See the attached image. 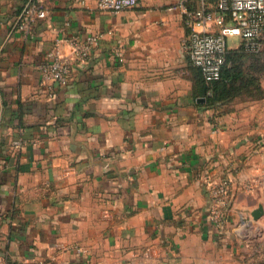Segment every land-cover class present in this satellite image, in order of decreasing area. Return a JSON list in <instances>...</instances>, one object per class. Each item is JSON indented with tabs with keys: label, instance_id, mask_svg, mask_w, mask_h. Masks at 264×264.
<instances>
[{
	"label": "crops",
	"instance_id": "1",
	"mask_svg": "<svg viewBox=\"0 0 264 264\" xmlns=\"http://www.w3.org/2000/svg\"><path fill=\"white\" fill-rule=\"evenodd\" d=\"M175 1L0 0V264H260L264 115L240 90L204 102ZM29 2L46 15L26 33ZM89 33L67 84L43 81L56 39L72 56Z\"/></svg>",
	"mask_w": 264,
	"mask_h": 264
},
{
	"label": "built area",
	"instance_id": "2",
	"mask_svg": "<svg viewBox=\"0 0 264 264\" xmlns=\"http://www.w3.org/2000/svg\"><path fill=\"white\" fill-rule=\"evenodd\" d=\"M83 2V0H81ZM137 0H96L95 8L116 13L131 8ZM170 10L181 13L185 34L182 49L190 63L199 69L205 81L217 80L228 49L241 47L254 53L264 45V0H176L168 5ZM46 15V10L35 2H29L23 9L19 27L30 33L31 24ZM101 34L89 33L83 37L72 35L68 38L72 56H65L58 47L59 39L46 53L40 64L43 81L65 85L75 61L85 60ZM232 39L228 43V39ZM111 55L123 59L119 49ZM214 129L218 124L213 122ZM211 201L208 207L210 219L217 226L226 218L230 204L228 182L223 180L209 187Z\"/></svg>",
	"mask_w": 264,
	"mask_h": 264
},
{
	"label": "rangeland",
	"instance_id": "3",
	"mask_svg": "<svg viewBox=\"0 0 264 264\" xmlns=\"http://www.w3.org/2000/svg\"><path fill=\"white\" fill-rule=\"evenodd\" d=\"M232 39H228L231 43ZM241 77L236 82L240 87L241 100H254L259 103V113L264 115V45L255 54L239 56ZM239 83V84H238ZM264 143V142H261ZM264 178V175H263ZM264 190V189H263ZM260 249V264H264V229L256 236Z\"/></svg>",
	"mask_w": 264,
	"mask_h": 264
},
{
	"label": "trees",
	"instance_id": "4",
	"mask_svg": "<svg viewBox=\"0 0 264 264\" xmlns=\"http://www.w3.org/2000/svg\"><path fill=\"white\" fill-rule=\"evenodd\" d=\"M257 52H246L241 47L228 49L226 52L225 62L221 69L220 77L213 81H205L201 76L199 69L194 67L196 69L197 81L200 87L201 95L204 98V102L206 104H211L220 98L226 97V94H231L232 92L234 93L240 90V87L237 86L236 83L241 77V72H239L241 70L237 68L240 63L239 56L255 54Z\"/></svg>",
	"mask_w": 264,
	"mask_h": 264
},
{
	"label": "water",
	"instance_id": "5",
	"mask_svg": "<svg viewBox=\"0 0 264 264\" xmlns=\"http://www.w3.org/2000/svg\"><path fill=\"white\" fill-rule=\"evenodd\" d=\"M263 213V208L261 204H258L256 208L252 210V216L258 218Z\"/></svg>",
	"mask_w": 264,
	"mask_h": 264
}]
</instances>
